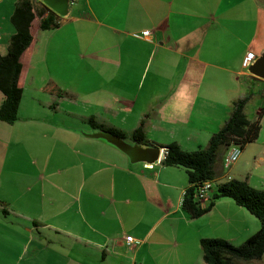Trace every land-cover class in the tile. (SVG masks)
<instances>
[{"label": "crops", "instance_id": "0c3cea01", "mask_svg": "<svg viewBox=\"0 0 264 264\" xmlns=\"http://www.w3.org/2000/svg\"><path fill=\"white\" fill-rule=\"evenodd\" d=\"M18 2L0 0L2 55L18 31ZM56 17L57 27H41L34 14L19 119L0 120V264H204L202 239L240 246L256 234L259 219L230 198L191 217L188 174L164 166V152L152 166L132 164L82 133L102 125L134 142L143 128L156 146L194 152L247 99L259 138L224 147L215 180L264 191V79L244 69L248 53L264 52V0H77Z\"/></svg>", "mask_w": 264, "mask_h": 264}, {"label": "trees", "instance_id": "16d2710c", "mask_svg": "<svg viewBox=\"0 0 264 264\" xmlns=\"http://www.w3.org/2000/svg\"><path fill=\"white\" fill-rule=\"evenodd\" d=\"M45 11L52 13L56 19L53 16L45 18ZM34 14L41 27H57L60 21L57 15L46 7L41 10L35 9L32 0H19L17 3L14 22L18 31L10 41L7 54H0V92L4 95L0 120L9 124L19 119L22 100V88L19 86L22 73L21 59L33 41L31 23ZM247 104V99L235 103L230 118L220 131L212 135L206 148L187 152L176 143L162 147L165 149L162 164L167 167L182 168L188 174L190 186L184 196L183 208L191 217H200L209 211L217 200L230 198L260 221V230L240 246L220 238L202 239L204 264H240L259 261L264 256V191L257 190L247 182L240 180L226 183L215 181V193L213 192L208 206H203V203L196 198L199 187L205 181L215 180V163L224 147L236 146L243 149L245 145L259 138L261 125L259 122L252 123L248 119ZM90 122L95 127V121L92 119ZM95 128L127 139V135L121 130L106 128L102 125ZM132 137L134 142L145 146H156L147 141L143 128L136 130Z\"/></svg>", "mask_w": 264, "mask_h": 264}, {"label": "water", "instance_id": "95a60500", "mask_svg": "<svg viewBox=\"0 0 264 264\" xmlns=\"http://www.w3.org/2000/svg\"><path fill=\"white\" fill-rule=\"evenodd\" d=\"M42 3L60 18H67L71 9L70 0H41ZM249 71L252 75L264 79V52L251 65ZM87 138L102 139L123 152L132 164L145 163L154 165L161 159L165 149L158 146H145L137 142L128 143L106 130H99L90 134L82 133Z\"/></svg>", "mask_w": 264, "mask_h": 264}, {"label": "built area", "instance_id": "2783aa9c", "mask_svg": "<svg viewBox=\"0 0 264 264\" xmlns=\"http://www.w3.org/2000/svg\"><path fill=\"white\" fill-rule=\"evenodd\" d=\"M77 0H70L71 5H73ZM151 35L150 31H145L141 34H135V37L137 38H147ZM256 60V56L253 53H248L246 56V62L244 64V69L245 70H249V68L251 67V65L253 64V62ZM240 155V149L239 148H234L232 151H230L227 156H226V160H225V168L227 170H230L232 168V166L235 164V162L237 161L238 157ZM152 166V165H150ZM215 181L216 180H209V181H205L198 189V192L196 194V198L200 203H205L210 196L213 194L214 192V188H215ZM126 241L128 243L129 246L135 247V245L137 244L136 240L132 237V236H127L126 237Z\"/></svg>", "mask_w": 264, "mask_h": 264}, {"label": "rangeland", "instance_id": "374dc122", "mask_svg": "<svg viewBox=\"0 0 264 264\" xmlns=\"http://www.w3.org/2000/svg\"><path fill=\"white\" fill-rule=\"evenodd\" d=\"M249 117L252 118V116H251L250 114H249ZM127 142H128V143H133L132 140H130V139L127 140ZM138 164H140V163H138ZM141 164H143V163H141Z\"/></svg>", "mask_w": 264, "mask_h": 264}]
</instances>
